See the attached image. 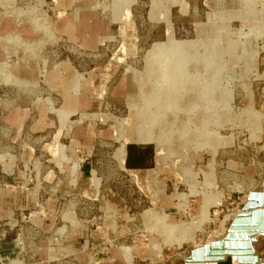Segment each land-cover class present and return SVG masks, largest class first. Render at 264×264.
<instances>
[{
  "label": "rangeland",
  "instance_id": "obj_1",
  "mask_svg": "<svg viewBox=\"0 0 264 264\" xmlns=\"http://www.w3.org/2000/svg\"><path fill=\"white\" fill-rule=\"evenodd\" d=\"M263 180L264 0H0V264H180Z\"/></svg>",
  "mask_w": 264,
  "mask_h": 264
},
{
  "label": "water",
  "instance_id": "obj_2",
  "mask_svg": "<svg viewBox=\"0 0 264 264\" xmlns=\"http://www.w3.org/2000/svg\"><path fill=\"white\" fill-rule=\"evenodd\" d=\"M255 243L264 244V180L262 190L248 194V201L230 223L227 235L191 249L185 264H224L229 259L231 264H264V249L256 250Z\"/></svg>",
  "mask_w": 264,
  "mask_h": 264
},
{
  "label": "crops",
  "instance_id": "obj_3",
  "mask_svg": "<svg viewBox=\"0 0 264 264\" xmlns=\"http://www.w3.org/2000/svg\"><path fill=\"white\" fill-rule=\"evenodd\" d=\"M153 135V134H152ZM150 143H128L126 146V155L123 167L127 170L147 171L156 165V147ZM86 172H83L85 175ZM208 243V241H206ZM206 242H204L206 244ZM194 248V247H193ZM192 248V249H193ZM180 264H185V260ZM205 264H217L214 261H207ZM224 264H231L230 259Z\"/></svg>",
  "mask_w": 264,
  "mask_h": 264
},
{
  "label": "bare ground",
  "instance_id": "obj_4",
  "mask_svg": "<svg viewBox=\"0 0 264 264\" xmlns=\"http://www.w3.org/2000/svg\"><path fill=\"white\" fill-rule=\"evenodd\" d=\"M181 48V47H180ZM172 49H175V50H177L178 51V49L179 48H177V47H173ZM183 51V49L181 48L179 51H178V53L177 54H175V55H177V57L178 56H181V54L183 53L182 52ZM165 55H163V58H162V60L164 61V60H166L167 58H166V56L164 57ZM168 57V56H167ZM167 64H164V67L166 66ZM173 66V65H172ZM174 66L175 67H179V68H181V66L179 65V63H174ZM168 67V66H167ZM178 68V69H179ZM165 69V68H164ZM174 78H179V77H174ZM169 99V98H168ZM174 101V100H173ZM172 100H170V101H168L167 102V104H166V106L167 107H170V105H174V102H173ZM169 103V104H168ZM151 104L152 105H154V103H152L151 102ZM151 104H148L147 106H146V108H145V110L147 111V109L149 110L152 106H151ZM153 116H155V115H153ZM154 119H155V117H152V119H151V122L149 123V126H148V129H146L147 130V133H143L142 134V132H140V131H142V130H139L138 131V135L136 136V142L137 143H150L151 141H155V140H157L158 142H160V143H163V141L164 140H162V136H154V135H152V133H151V130H149L150 128H152L151 127V124L154 122ZM171 124H172V126L171 127H169V129H168V132H165L164 133V135H166L168 138H170V136L171 135H169V133H171L172 135L173 134H175L176 132H178L179 131V129H178V127H176V122H171ZM180 132V131H179ZM168 133V134H167ZM121 154H122V160H124L125 159V155H126V143L124 142L122 145H121ZM159 156V155H158ZM161 157V156H160ZM163 159H162V157L160 158V161H162ZM128 171H130V172H134V173H139V171H135V170H128ZM137 175V174H136ZM247 202V200L243 203V205H242V207L237 211V212H235V213H233L232 215H230L229 214V216H226L225 218L226 219H228V218H235L238 214H240L241 212H242V208H243V206H244V204ZM231 219V220H232ZM207 222V221H206ZM225 226V225H224ZM224 230H226V229H224ZM225 233V232H224ZM221 236V235H220ZM220 236H216V238L217 237H220ZM262 245H260V244H258V243H255L254 244V247H255V249H258V248H260ZM264 248V247H263ZM263 248H260L259 250H263Z\"/></svg>",
  "mask_w": 264,
  "mask_h": 264
},
{
  "label": "built area",
  "instance_id": "obj_5",
  "mask_svg": "<svg viewBox=\"0 0 264 264\" xmlns=\"http://www.w3.org/2000/svg\"><path fill=\"white\" fill-rule=\"evenodd\" d=\"M231 219H232V218H228V225H230V223L232 222V220H233L234 218H233L232 220H231Z\"/></svg>",
  "mask_w": 264,
  "mask_h": 264
}]
</instances>
